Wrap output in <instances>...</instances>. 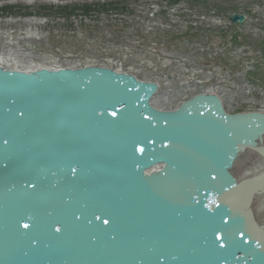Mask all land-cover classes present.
Masks as SVG:
<instances>
[{
  "label": "water",
  "instance_id": "water-1",
  "mask_svg": "<svg viewBox=\"0 0 264 264\" xmlns=\"http://www.w3.org/2000/svg\"><path fill=\"white\" fill-rule=\"evenodd\" d=\"M156 90L102 67L0 66V264H264L252 210L229 199L264 115L213 95L164 112Z\"/></svg>",
  "mask_w": 264,
  "mask_h": 264
},
{
  "label": "rangeland",
  "instance_id": "rangeland-1",
  "mask_svg": "<svg viewBox=\"0 0 264 264\" xmlns=\"http://www.w3.org/2000/svg\"><path fill=\"white\" fill-rule=\"evenodd\" d=\"M178 1L169 10L165 0H0V46L10 37L19 48L60 63L114 61L118 71L146 77L172 93L171 110L219 89L228 114H264V0ZM117 2L133 14H101ZM151 7L169 10L174 21L154 22ZM235 11L248 13L260 26L226 22ZM30 31L36 41L24 40ZM170 84L183 89L175 92Z\"/></svg>",
  "mask_w": 264,
  "mask_h": 264
},
{
  "label": "bare ground",
  "instance_id": "bare-ground-1",
  "mask_svg": "<svg viewBox=\"0 0 264 264\" xmlns=\"http://www.w3.org/2000/svg\"><path fill=\"white\" fill-rule=\"evenodd\" d=\"M38 38L37 34L30 31L24 40L32 39L36 41ZM19 46L20 43H15L8 37L5 45L0 46V66L8 70L14 69L25 72L37 71L43 68L53 70L65 66L83 67L77 61L67 60L64 63H60L57 58H46L43 55L34 54L30 50L19 48ZM121 67L120 69H122ZM106 69L108 68L106 67ZM155 85L158 90L156 91L159 93L158 98L155 96L151 101L152 106L160 111L170 110L169 99H166V97L162 98L161 95L163 93L159 91L160 83H156ZM225 90L230 94V91ZM220 91L217 89V91L215 90L214 93L209 95L216 96L222 101L225 109V100L221 99V96L218 95ZM231 173L236 177L240 189L237 190V194L233 193V196L229 197L230 201L240 203L252 210L254 219L260 225L264 238V141L256 142L255 145L239 154L233 164Z\"/></svg>",
  "mask_w": 264,
  "mask_h": 264
},
{
  "label": "snow or ice",
  "instance_id": "snow-or-ice-1",
  "mask_svg": "<svg viewBox=\"0 0 264 264\" xmlns=\"http://www.w3.org/2000/svg\"><path fill=\"white\" fill-rule=\"evenodd\" d=\"M25 227H27V225H25ZM57 231H59V229H57Z\"/></svg>",
  "mask_w": 264,
  "mask_h": 264
},
{
  "label": "trees",
  "instance_id": "trees-1",
  "mask_svg": "<svg viewBox=\"0 0 264 264\" xmlns=\"http://www.w3.org/2000/svg\"><path fill=\"white\" fill-rule=\"evenodd\" d=\"M70 13H72V12H70Z\"/></svg>",
  "mask_w": 264,
  "mask_h": 264
}]
</instances>
